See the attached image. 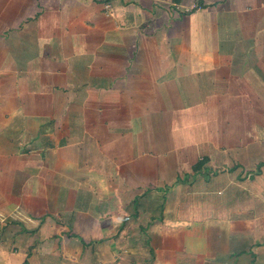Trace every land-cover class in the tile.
<instances>
[{"label":"crops","instance_id":"obj_1","mask_svg":"<svg viewBox=\"0 0 264 264\" xmlns=\"http://www.w3.org/2000/svg\"><path fill=\"white\" fill-rule=\"evenodd\" d=\"M0 264H264V0H0Z\"/></svg>","mask_w":264,"mask_h":264},{"label":"trees","instance_id":"obj_2","mask_svg":"<svg viewBox=\"0 0 264 264\" xmlns=\"http://www.w3.org/2000/svg\"><path fill=\"white\" fill-rule=\"evenodd\" d=\"M207 158L203 157L202 159L198 160L193 166H192V170L194 172V175L196 173H198V171L201 170V168L204 166V164L206 163Z\"/></svg>","mask_w":264,"mask_h":264},{"label":"rangeland","instance_id":"obj_3","mask_svg":"<svg viewBox=\"0 0 264 264\" xmlns=\"http://www.w3.org/2000/svg\"><path fill=\"white\" fill-rule=\"evenodd\" d=\"M188 176H192V173H189ZM196 177H197V176H196ZM198 177L201 178V176H198ZM188 178H189V177L186 178V181L188 180ZM195 182H196V181H195ZM191 188H192L191 191L194 192V194H195V199H197V197L199 196V191H200L199 186H196V185H195V187H193V185H192ZM182 196L184 197L185 195L182 194Z\"/></svg>","mask_w":264,"mask_h":264}]
</instances>
